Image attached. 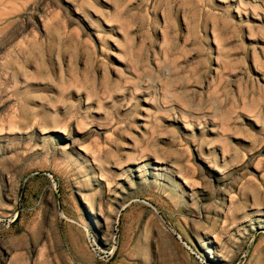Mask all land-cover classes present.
Segmentation results:
<instances>
[{
	"label": "rangeland",
	"instance_id": "374dc122",
	"mask_svg": "<svg viewBox=\"0 0 264 264\" xmlns=\"http://www.w3.org/2000/svg\"><path fill=\"white\" fill-rule=\"evenodd\" d=\"M0 264H264V0H0Z\"/></svg>",
	"mask_w": 264,
	"mask_h": 264
}]
</instances>
